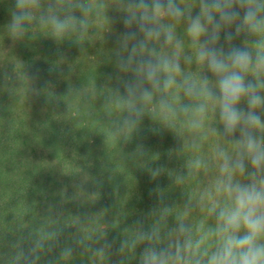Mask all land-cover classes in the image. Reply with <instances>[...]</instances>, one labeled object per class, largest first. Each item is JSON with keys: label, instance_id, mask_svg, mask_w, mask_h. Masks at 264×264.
<instances>
[{"label": "trees", "instance_id": "16d2710c", "mask_svg": "<svg viewBox=\"0 0 264 264\" xmlns=\"http://www.w3.org/2000/svg\"><path fill=\"white\" fill-rule=\"evenodd\" d=\"M50 2L41 0L23 34L13 38L8 25L15 0H0V264H139L144 245L121 253V241L135 238L141 224L148 230L164 205L172 212L161 225L174 227L185 203L195 204L214 184L217 148L233 154L235 144L223 135L218 107L210 106L203 127L194 129L179 111L168 127L152 103L136 128H125L120 79L131 74L116 64L117 53L127 55L117 43L126 30L116 0H87L93 7L82 17L87 31L62 39L40 20ZM178 2L193 16L199 12V0ZM186 28L183 21L175 26L181 57H192L190 64L181 59L182 69L196 79H214L196 63ZM261 41L264 35H242L232 43L255 52ZM170 103L179 109L196 101L174 88ZM239 106L247 107L244 100ZM256 111L264 120V111ZM197 159L207 169L190 171L189 162ZM157 168L163 172L153 180L150 172ZM201 220L206 227L213 223L199 209L188 217L194 226ZM67 248L71 255H62Z\"/></svg>", "mask_w": 264, "mask_h": 264}, {"label": "clouds", "instance_id": "9594fccd", "mask_svg": "<svg viewBox=\"0 0 264 264\" xmlns=\"http://www.w3.org/2000/svg\"><path fill=\"white\" fill-rule=\"evenodd\" d=\"M116 3L126 30L117 43L121 52L127 53H117L116 64L120 72L131 74L130 79H120L126 111L123 126L136 128L146 106L156 103L168 127H173L171 118L179 111L190 117L192 128L199 129L209 107H218L223 135L235 144L233 154L217 148L219 174L214 184L195 204L191 200L185 203L184 211L175 216L174 227L164 230L161 225V221L166 225L172 212L164 205L159 219L148 230L141 224L135 238L121 241L118 252L144 245L139 264H264V136L258 134L264 132V120L256 111H264V41L257 44L255 52L232 43L242 35H264V0H199L195 16L178 0ZM40 6L41 0H15L8 25L13 38L23 34L25 22L34 19L33 10ZM76 10L81 17L75 16ZM92 11L87 0L75 4L72 0H51L47 14L40 20L51 27L57 39H62L67 34L86 32L89 25L82 17ZM181 21L186 23L187 35L196 49V63L214 79L206 74L196 79L182 69L181 59L190 64L192 57H181L182 41L175 32ZM156 43L161 49L175 51L157 52ZM174 88L196 103L174 107L170 103ZM242 100L246 109L239 106ZM207 167L200 159L189 162L190 171ZM162 172V168L152 170L151 179ZM176 182L182 183L183 178L177 177ZM153 191L162 202L161 189L157 186ZM195 209L206 212L207 220L213 223L207 227L205 220L195 226L189 223L188 217ZM71 251L67 248L62 255H71Z\"/></svg>", "mask_w": 264, "mask_h": 264}]
</instances>
